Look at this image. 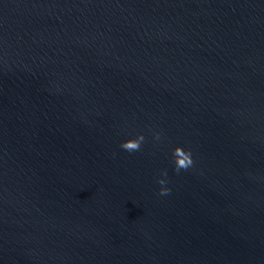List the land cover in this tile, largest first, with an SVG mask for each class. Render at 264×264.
I'll list each match as a JSON object with an SVG mask.
<instances>
[{"label": "water", "instance_id": "1", "mask_svg": "<svg viewBox=\"0 0 264 264\" xmlns=\"http://www.w3.org/2000/svg\"><path fill=\"white\" fill-rule=\"evenodd\" d=\"M0 264H264V0H0Z\"/></svg>", "mask_w": 264, "mask_h": 264}, {"label": "clouds", "instance_id": "2", "mask_svg": "<svg viewBox=\"0 0 264 264\" xmlns=\"http://www.w3.org/2000/svg\"><path fill=\"white\" fill-rule=\"evenodd\" d=\"M153 139L159 141L161 139V133L154 132ZM145 143V136L143 134H137L134 138H130L121 142L119 147L126 152L133 153L141 151L142 145ZM172 158L174 163V170L179 173L181 170H188L193 166V160L191 158L190 150L176 146L172 149ZM164 177V178H160ZM160 177L157 178V184L162 187L159 188V195L164 196L170 193V189L163 187L167 183V172L162 171Z\"/></svg>", "mask_w": 264, "mask_h": 264}]
</instances>
